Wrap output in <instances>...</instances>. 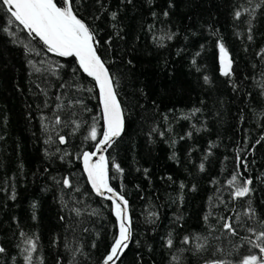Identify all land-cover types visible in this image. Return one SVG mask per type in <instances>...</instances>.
<instances>
[{"label":"trees","instance_id":"obj_1","mask_svg":"<svg viewBox=\"0 0 264 264\" xmlns=\"http://www.w3.org/2000/svg\"><path fill=\"white\" fill-rule=\"evenodd\" d=\"M73 11L95 37L124 117L106 154L131 222L116 264L261 258L248 229L264 231L262 0H73ZM10 20L0 11V264H26L28 240L31 264H101L118 231L81 165L82 152L95 149L90 127L103 134L96 84L74 58L47 52ZM219 43L230 76L220 73ZM233 175L251 180L243 198H233ZM225 221L237 235L226 234Z\"/></svg>","mask_w":264,"mask_h":264},{"label":"snow or ice","instance_id":"obj_2","mask_svg":"<svg viewBox=\"0 0 264 264\" xmlns=\"http://www.w3.org/2000/svg\"><path fill=\"white\" fill-rule=\"evenodd\" d=\"M262 3H264V0H262ZM0 11H5L6 14L10 15L11 20L9 23H15L18 28L27 33L28 37L33 39L38 38L47 52L59 57H75L79 64V69L88 77H91L99 88V102L102 107V119L104 121L103 138L97 139V128L93 124L85 139H90L95 143V151H83L82 159L84 171L87 173L88 181L96 195L112 201V211L116 217L119 231L118 235L113 237L110 251L103 258L102 264H115V261L120 258V254L128 247L127 241L131 235L130 217L128 215L127 200L121 194L114 191L108 183L109 161L102 154V150L106 151L115 138L120 136L123 131L124 121L122 109L114 90L113 80L105 64L97 55L95 37L89 27L75 15L73 0H63V6H58L56 0H0ZM165 15H167V12H165ZM241 15L240 11L235 13L237 19ZM112 17L113 19L115 18V13L112 14ZM3 31L7 32L10 36H14L8 27H5ZM249 39H251V36H249ZM219 53L221 74L230 76L232 61L223 43H219ZM261 54H264V49L261 50ZM50 70L54 71V69ZM207 81L208 77L206 76L205 82ZM61 87H64V85H61ZM57 108H61V105L58 104ZM45 119L47 118L42 117V121ZM53 120L54 125L63 123L61 117L55 113ZM44 127L47 129L48 125L45 124ZM79 127L80 124L76 123V129H79ZM57 135L60 144L67 142L65 136L58 133ZM97 153L101 154L97 156ZM93 157H96V159L94 160ZM111 166L117 172L122 171L120 166L114 161L111 162ZM200 167L203 170V165ZM228 183L233 188L234 199L243 198L250 191L248 185L251 184V180L245 179L241 183L238 180V175H233ZM63 184L65 187L71 186L67 178L63 180ZM72 211H75L79 215L78 209H72ZM222 227L226 234L237 235L231 223L225 221ZM248 231L255 236V240L250 241L252 247L259 248L262 256L259 259L256 255L245 256L240 264H264V231L256 232L252 228L248 229ZM197 239L199 238L197 237ZM26 243L28 247L25 249L27 252L25 261L26 264H31L32 252L35 251L36 245L32 240H28ZM172 243L171 239L167 241L169 247L172 246ZM183 243L188 244L189 238L185 237ZM202 247V244L196 245L197 250H200ZM3 251L4 249L0 248V252ZM210 264H225V262L213 261Z\"/></svg>","mask_w":264,"mask_h":264},{"label":"water","instance_id":"obj_3","mask_svg":"<svg viewBox=\"0 0 264 264\" xmlns=\"http://www.w3.org/2000/svg\"><path fill=\"white\" fill-rule=\"evenodd\" d=\"M64 58H74L75 59V57H64ZM76 60V59H75ZM77 62V61H76ZM78 64V63H77ZM78 66H79V64H78ZM83 72V71H82ZM220 73H221V66H220ZM85 74V73H84ZM86 75V74H85ZM222 75V74H221ZM87 76V75H86ZM222 76H224V75H222ZM88 77V76H87ZM91 78V77H90ZM95 82V81H94ZM97 87V86H96ZM97 90H98V95H100V93H99V88L97 87ZM118 100V99H117ZM99 104H100V102H99ZM100 108H101V113H102V107H101V104H100ZM122 118H123V121H124V117H123V113H122ZM103 124H104V121H103ZM123 132H124V126H123V131L121 132V134H120V136L119 137H117V138H115V140H114V142L111 144V146L110 147H107V150L106 151H104V150H102V154L106 157V154H107V152H108V150L119 140V138L122 136V134H123ZM103 138V135H102V137H101V139ZM94 151H95V149H94ZM101 153H97V156L98 155H100ZM93 159L95 160L96 159V157H93ZM81 165H82V171H83V173H84V176L86 177V180H87V182H88V185H89V187H90V189L92 190V192L94 193V195L96 196V197H98V198H100V199H104L102 196H98V195H96V193H95V191L93 190V188H92V186H91V184L89 183V181H88V176H87V173L84 171V165H83V159L81 158ZM108 183H109V185H110V182H109V176H108ZM111 186V185H110ZM115 191V190H114ZM105 195H107V193H105ZM107 201H109L110 202V204H111V206H112V201L111 200H109V199H106ZM128 215H129V208H128ZM113 216H114V218H115V220H116V217H115V215L113 214ZM116 223H117V221H116ZM117 231H119V226H118V223H117ZM130 231H131V222H130ZM118 235V234H117ZM131 238H132V233H131V235H130V239L127 241V243H128V247H129V245H130V242H131ZM128 247L126 248V249H124V251H123V253H121L120 254V258L122 257V255L125 253V251L128 249ZM1 248V247H0ZM119 258V259H120ZM118 259V260H119ZM118 260H116L115 261V264L118 262ZM102 264V263H101Z\"/></svg>","mask_w":264,"mask_h":264}]
</instances>
